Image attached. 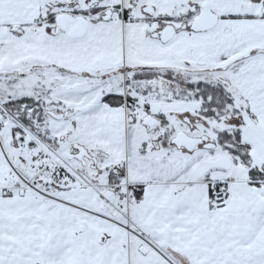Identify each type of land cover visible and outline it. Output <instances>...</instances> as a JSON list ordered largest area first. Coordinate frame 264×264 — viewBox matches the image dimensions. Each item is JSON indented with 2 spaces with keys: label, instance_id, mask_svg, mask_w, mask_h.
Instances as JSON below:
<instances>
[{
  "label": "snow or ice",
  "instance_id": "6c2138e0",
  "mask_svg": "<svg viewBox=\"0 0 264 264\" xmlns=\"http://www.w3.org/2000/svg\"><path fill=\"white\" fill-rule=\"evenodd\" d=\"M0 264H264V0H0Z\"/></svg>",
  "mask_w": 264,
  "mask_h": 264
}]
</instances>
